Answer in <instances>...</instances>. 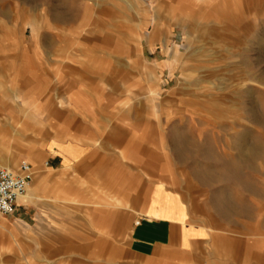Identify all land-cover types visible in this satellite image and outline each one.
<instances>
[{
    "label": "rangeland",
    "instance_id": "374dc122",
    "mask_svg": "<svg viewBox=\"0 0 264 264\" xmlns=\"http://www.w3.org/2000/svg\"><path fill=\"white\" fill-rule=\"evenodd\" d=\"M143 1L146 9L141 0H0V161H28L38 179L52 161L33 158L50 155L53 139H77L95 155L88 174L55 170L13 215L0 214L14 230L0 236V264H264V160L244 168L260 188L243 191L248 214L226 220L212 201L232 188L201 182L196 171L209 173L212 160L193 155L211 130L219 151L248 155L245 141L264 155L252 117L264 120V0ZM182 12L199 30L177 21ZM174 127L193 141L191 155L171 151ZM111 162L121 163L116 193L100 174ZM160 182L212 234L188 250L174 241L170 257L150 263L130 252L140 218L125 198L133 190L145 204Z\"/></svg>",
    "mask_w": 264,
    "mask_h": 264
},
{
    "label": "crops",
    "instance_id": "0c3cea01",
    "mask_svg": "<svg viewBox=\"0 0 264 264\" xmlns=\"http://www.w3.org/2000/svg\"><path fill=\"white\" fill-rule=\"evenodd\" d=\"M139 4H142L143 8L146 9V3L143 0L138 2L137 6H139ZM74 5V2L72 4H66L67 13H69L70 10L74 11ZM53 9L54 8L52 7L51 10L53 11ZM53 13L55 14V12ZM55 15L57 21L63 22L68 14L65 12V14L56 13ZM176 19L178 22L187 21V28L190 31L199 30L197 21L190 18L186 12L178 13ZM158 30L159 24L156 26L155 30H153L151 35H156ZM195 53L196 51H194L192 54ZM181 91L180 93H184V91ZM15 95L17 97L16 100L20 102L19 95ZM218 95V92L211 93V96L214 97H217ZM258 116L262 117L261 115ZM199 122L207 124V127H217L219 124L218 122L214 121L202 120ZM259 126L264 129V120L259 121ZM176 129L177 128L174 127L170 132L169 138L171 141V151L175 155H187L189 153L188 151L193 150V147L191 146L193 141L191 138H188L185 132L181 130L177 131ZM208 132L209 134L207 133L205 137L209 138L210 144L203 142L199 144L194 142L196 150L199 148L202 149L195 151L193 155H205L206 158L209 156L212 160L210 172L196 171V176L203 183H206V181L209 180L211 185H214L215 182L223 184L226 183V186L229 185L232 188L230 191H227V193L224 194V197L219 196L214 198L212 201L213 207L224 219L231 220L235 215L240 213L248 214L246 212L247 202L243 191L246 190L250 192H260V188L257 187L252 181V175L246 174L244 172V168L249 167L251 169L258 170L260 161L264 160V155H234L225 153L224 151H219L218 138L220 132L218 130H211ZM262 132L264 133V130ZM232 134H234V130H232ZM203 136L201 135V137ZM243 143L246 145L250 144L245 141ZM176 144L178 145V150H176V146H174ZM202 144L210 148V154L203 152ZM46 152L50 155L37 154L33 160L46 158L44 161L45 166H48L51 160L52 171L46 170L40 174L38 179H36V177L33 178L27 193L19 199L17 207L24 204L27 199H30L31 192L33 191V193H35V191L39 190L44 180H47L49 175H51L55 170L64 172L65 170L79 169L80 166H82V171L84 172L83 174H88V170L85 168L89 167V160L95 156L90 155L88 146L83 143L81 144V142L77 139H53L49 143ZM191 154L189 153L188 155ZM109 159L120 161V155L111 154L109 155ZM114 162H111L109 166L107 164H99V166L102 165V168L105 166L109 167V170L100 172V174L106 177L105 183H109L111 186H113L114 192L116 193V191H118V187H120L122 183V174L117 172L119 169L117 167H120L121 163L117 164ZM0 164L3 166L5 165L8 168L12 167V163L5 160L0 161ZM33 168L34 173H36L34 165ZM213 168H216L217 170L215 171ZM117 176H119V178ZM125 199L130 207L135 206L139 208L137 210V214L140 218L135 222L130 231V252L134 256H143L148 258L147 261L150 263H153L155 259L164 261L165 258L170 257L171 253L169 248L174 241L179 243V246L182 250H188L196 242L208 239L212 234L211 228L196 221L183 197L178 192L168 189L164 182L157 183L156 186H153L151 190L144 194L143 201H145V204L139 206V195L137 192L134 193L133 190H131L128 198ZM6 233L14 234V230L9 228L8 224L3 221V223L0 224V236L3 237L6 235ZM220 241L222 243H230L233 247L235 246L234 241L227 242V240L224 239H221Z\"/></svg>",
    "mask_w": 264,
    "mask_h": 264
},
{
    "label": "built area",
    "instance_id": "2783aa9c",
    "mask_svg": "<svg viewBox=\"0 0 264 264\" xmlns=\"http://www.w3.org/2000/svg\"><path fill=\"white\" fill-rule=\"evenodd\" d=\"M34 178L33 165L22 161L17 169L0 166V214H14L19 198L27 193Z\"/></svg>",
    "mask_w": 264,
    "mask_h": 264
},
{
    "label": "bare ground",
    "instance_id": "6f19581e",
    "mask_svg": "<svg viewBox=\"0 0 264 264\" xmlns=\"http://www.w3.org/2000/svg\"><path fill=\"white\" fill-rule=\"evenodd\" d=\"M253 118H255L256 120H258V121H260V118H258L256 115H254L253 114V116H252ZM258 146V145H257ZM243 152L244 153H248V155H259L260 154V150H261V148L260 147H256V146H252V147H248L245 143H243ZM247 151H249V152H247ZM242 155H243V153H242ZM2 164H0V166H1ZM1 167H6L5 165L3 166H1ZM30 186V185H29ZM29 189V188H28ZM25 195V194H24ZM23 195V196H24ZM23 196H21V197H23ZM20 197V198H21ZM19 198V199H20Z\"/></svg>",
    "mask_w": 264,
    "mask_h": 264
}]
</instances>
